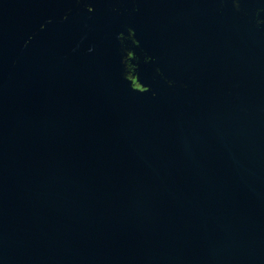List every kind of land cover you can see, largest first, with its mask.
<instances>
[{
  "label": "water",
  "instance_id": "water-1",
  "mask_svg": "<svg viewBox=\"0 0 264 264\" xmlns=\"http://www.w3.org/2000/svg\"><path fill=\"white\" fill-rule=\"evenodd\" d=\"M0 264H264V0H0Z\"/></svg>",
  "mask_w": 264,
  "mask_h": 264
}]
</instances>
